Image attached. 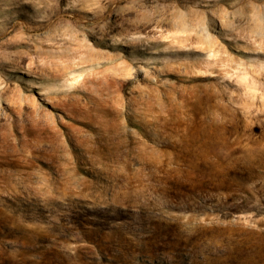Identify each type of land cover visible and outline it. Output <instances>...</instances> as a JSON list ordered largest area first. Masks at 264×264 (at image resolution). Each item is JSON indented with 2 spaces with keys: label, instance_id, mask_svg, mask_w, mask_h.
Returning <instances> with one entry per match:
<instances>
[{
  "label": "rangeland",
  "instance_id": "rangeland-1",
  "mask_svg": "<svg viewBox=\"0 0 264 264\" xmlns=\"http://www.w3.org/2000/svg\"><path fill=\"white\" fill-rule=\"evenodd\" d=\"M0 264H264V0H0Z\"/></svg>",
  "mask_w": 264,
  "mask_h": 264
}]
</instances>
